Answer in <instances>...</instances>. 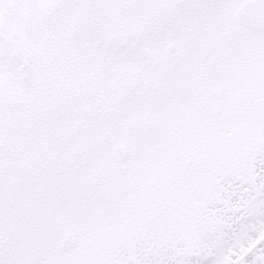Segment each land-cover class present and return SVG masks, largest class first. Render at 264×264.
Returning <instances> with one entry per match:
<instances>
[{
    "label": "snow or ice",
    "instance_id": "6c2138e0",
    "mask_svg": "<svg viewBox=\"0 0 264 264\" xmlns=\"http://www.w3.org/2000/svg\"><path fill=\"white\" fill-rule=\"evenodd\" d=\"M0 264H264V0H0Z\"/></svg>",
    "mask_w": 264,
    "mask_h": 264
}]
</instances>
